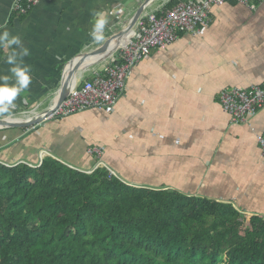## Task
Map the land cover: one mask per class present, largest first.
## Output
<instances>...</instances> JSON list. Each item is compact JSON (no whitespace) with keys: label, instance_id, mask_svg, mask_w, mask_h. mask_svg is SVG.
Masks as SVG:
<instances>
[{"label":"crops","instance_id":"1","mask_svg":"<svg viewBox=\"0 0 264 264\" xmlns=\"http://www.w3.org/2000/svg\"><path fill=\"white\" fill-rule=\"evenodd\" d=\"M141 1L41 0L16 16L14 0H0V25L21 37L31 67L32 82L11 117L51 107L70 61L124 28ZM169 1L149 8H169ZM93 11L108 16L102 44L88 35ZM211 17L201 31L182 32L168 49L142 59L113 112L91 108L35 126L0 128V162L39 165L51 156L85 171L98 162L88 148L100 147L107 167L127 183L229 203L246 224H238V232L252 229L253 216L264 218V107L236 123L220 94L264 84V2L251 8L229 0L213 6ZM9 51L0 47V74L10 75ZM98 66L80 71L77 84Z\"/></svg>","mask_w":264,"mask_h":264},{"label":"trees","instance_id":"2","mask_svg":"<svg viewBox=\"0 0 264 264\" xmlns=\"http://www.w3.org/2000/svg\"><path fill=\"white\" fill-rule=\"evenodd\" d=\"M239 214L107 166L0 162V264H264V218L239 233Z\"/></svg>","mask_w":264,"mask_h":264},{"label":"built area","instance_id":"3","mask_svg":"<svg viewBox=\"0 0 264 264\" xmlns=\"http://www.w3.org/2000/svg\"><path fill=\"white\" fill-rule=\"evenodd\" d=\"M40 1L14 0L11 12L16 16L25 15ZM228 1L181 0L171 8L147 7L137 21L128 42L120 44L105 59L106 61L104 60L105 62H98L102 64L94 68L91 78L86 79L80 85L76 82L60 104L57 105L55 102L48 109L38 114L34 112L33 115L43 117L44 121H48L61 120L91 108L102 109L108 113L113 112L118 105L119 96L127 87L130 72L142 59L150 56L153 49H168L182 32H199L209 26L212 21V7L221 6ZM236 1L251 8H256L259 3L264 2V0ZM120 10L123 11V9ZM117 51L119 56H116ZM220 102L232 116L233 122H246L250 116L255 115L264 107V84L248 88L224 89L220 94ZM25 115L27 114L23 113L20 116L24 118ZM259 144L264 153V135L259 137ZM88 152L96 155L98 159L95 168L107 166L102 159L103 150L100 147H89ZM111 173L116 174L113 170Z\"/></svg>","mask_w":264,"mask_h":264},{"label":"clouds","instance_id":"4","mask_svg":"<svg viewBox=\"0 0 264 264\" xmlns=\"http://www.w3.org/2000/svg\"><path fill=\"white\" fill-rule=\"evenodd\" d=\"M91 30L88 35L91 42L102 44L105 40V28L109 23L104 11H93ZM0 47L10 49L4 63L9 65L7 74H0V118L7 119L14 115L16 99L27 90L32 82L31 67L24 63L29 50L23 46L21 37L13 35L5 25H0Z\"/></svg>","mask_w":264,"mask_h":264},{"label":"water","instance_id":"5","mask_svg":"<svg viewBox=\"0 0 264 264\" xmlns=\"http://www.w3.org/2000/svg\"><path fill=\"white\" fill-rule=\"evenodd\" d=\"M156 0H143L140 2L138 9L136 10V12L134 13V15L131 17L129 23L127 24V26H125L124 28H122L120 31H118L117 33H114L105 43H103L102 45H100L99 47H97L96 49L89 51V52H85L81 55L82 57V62H80L79 64L71 67L72 69L68 72V69H66V73L64 76V80L63 83L61 85V89L59 91V96L57 98V100L55 101L58 104H60L67 96L70 88L76 83V80L78 78V73L85 69H87L89 66L98 63L100 61H103L105 59H107L109 56L108 55H104L99 57L97 60H95L94 62L90 63L89 65H87L86 67L83 66V62L86 60L87 56H90L91 54L95 53V52H102L104 49H106V47L109 45V42L114 39L117 38L118 36H120L121 34H123L126 30L131 29L133 30L135 28V25L137 23V21L139 20V18L141 17V15L143 14L144 10L149 7L153 2H155ZM78 58L70 61L69 65L71 63H73L74 61H76ZM71 74H74V80L72 81L70 79ZM43 117H36V119L32 120V121H28V122H15V121H10L8 118L4 119V118H0V128L3 127H29L32 125H36L40 122H43Z\"/></svg>","mask_w":264,"mask_h":264},{"label":"bare ground","instance_id":"6","mask_svg":"<svg viewBox=\"0 0 264 264\" xmlns=\"http://www.w3.org/2000/svg\"><path fill=\"white\" fill-rule=\"evenodd\" d=\"M132 34H133V30L128 29L123 34L118 36L117 38L112 39L109 42V45L106 47V49H104L102 52H95V53L91 54L90 56H87L86 60L83 62V66L86 67L87 65L94 62L95 60H97L101 56L111 55L110 54L111 51L115 50L120 44H126L129 40V38L132 36ZM80 62H82V57L81 58L79 57L70 66H68V68H69L68 72L72 69L71 67L79 64ZM74 77H75V75L71 74L70 79L73 81ZM8 119L10 121H15V122H28V121H32V120L36 119V116H28V117H24V118H22V117H16V118L10 117Z\"/></svg>","mask_w":264,"mask_h":264},{"label":"rangeland","instance_id":"7","mask_svg":"<svg viewBox=\"0 0 264 264\" xmlns=\"http://www.w3.org/2000/svg\"><path fill=\"white\" fill-rule=\"evenodd\" d=\"M154 3H155V2H154ZM133 14H134V13H133ZM133 14H132V15H133ZM132 15H131V16H132ZM114 51H115V50H112L110 54H112ZM105 61H106V60H105ZM105 61L103 60V62H105ZM100 62H102V61H100ZM101 64H102V63H98L99 66H101ZM97 164H98V162L96 163V165H97ZM96 165H95V167H96ZM91 170H93V168H92V169H87V170H85V171H87V172H91ZM83 171H84V170H83ZM138 180H139V179H138ZM142 180H143V179H142ZM229 234H230V235H233L231 232H229Z\"/></svg>","mask_w":264,"mask_h":264}]
</instances>
